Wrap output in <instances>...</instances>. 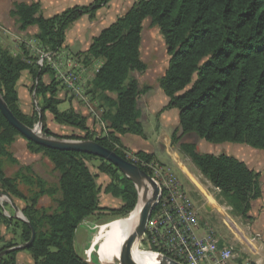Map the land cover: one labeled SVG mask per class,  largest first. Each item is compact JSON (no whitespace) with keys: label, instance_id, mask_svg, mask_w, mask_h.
<instances>
[{"label":"trees","instance_id":"1","mask_svg":"<svg viewBox=\"0 0 264 264\" xmlns=\"http://www.w3.org/2000/svg\"><path fill=\"white\" fill-rule=\"evenodd\" d=\"M110 1L94 0L51 17L42 14L40 2L15 3L11 15L21 32L36 27L32 37L36 47L32 50L22 45L19 53H13L0 42L3 100L25 125L33 127L41 120L43 134L56 136L48 128V113L57 124L84 133L64 138L95 140L154 178L148 167L156 163L154 154L140 150L133 152L134 159H130L121 139L126 134L146 137L138 100L149 87L141 89L132 73L148 68L141 45L145 21L150 19L163 36L170 57L159 84L169 97L166 108L179 111L180 126L172 135V143L220 191L233 213L249 221L252 201L262 196L260 174L235 156L199 152L195 143L184 141L183 137L191 134L214 144H245L264 151V0H137L125 14L94 36L86 51L71 55L86 67L102 62L91 80V92L104 97L109 111L103 113L105 126L95 137L86 116L73 109L59 110L63 103L59 93L65 85L52 64L61 53H71L65 44L74 23L84 16L95 17ZM25 72L32 80L30 93L38 100L39 110L31 114L20 106V79ZM46 77L49 79L45 80ZM18 137L26 140L30 154L50 160L59 172L57 187H47L28 165H21L13 176L7 175L6 162L21 164L11 150ZM94 159L100 161L98 170L110 178L103 189L97 183V174L87 164ZM21 184L27 186L28 192L20 189ZM0 189L11 199L24 202L23 214L36 231L34 241L23 248L32 237L31 227L6 216L0 203V233L7 228L12 235L5 241L0 237V254L20 246L2 255L0 264H16L18 253L23 250L31 254L34 264H92L75 249L77 228L103 211H109L116 219L126 217L138 201L134 183L113 164L93 155L50 149L29 141L8 123L1 111ZM102 191L120 199L122 205L101 207ZM57 193L60 197L54 199L57 207L53 212L39 206L41 197H54ZM157 209L155 206L151 217ZM147 238L151 241L149 233ZM149 247L170 256L154 244Z\"/></svg>","mask_w":264,"mask_h":264},{"label":"rangeland","instance_id":"2","mask_svg":"<svg viewBox=\"0 0 264 264\" xmlns=\"http://www.w3.org/2000/svg\"><path fill=\"white\" fill-rule=\"evenodd\" d=\"M33 1L36 0H0V40L2 45L8 48L13 53H19L20 46L22 45H27L28 47H31L32 50L34 48L32 45H30V43H32L33 41L32 34L21 32L18 28L16 19L12 17L10 13L15 3L33 2ZM64 1L67 3H64L63 6L67 5L69 7L75 4L88 5L92 3L94 0H64ZM136 1L137 0H112V2L110 1L109 2L110 4L108 3V5L102 7L97 11L95 17L93 18L88 17L87 19L81 20L76 24H74L69 29L68 32L69 41L70 42L80 41L83 43L84 45L83 47L85 48L88 42H92L91 38L93 36L98 35L102 29L108 27L111 23L116 21L118 17L125 14L134 5ZM43 2L45 6L49 8L48 5L49 0H43ZM81 30L83 32L82 38L76 35L77 32H81ZM33 43L36 44V42ZM69 51L71 52L70 54L61 53V55L58 56V59L55 61L56 64L55 66L58 68L59 73H68L69 71H71L72 73L79 76L78 85L81 87L82 93L87 98L89 104L86 103L79 96L77 97L71 91H69L67 86L63 82V85H65V87L61 89L59 93V97L63 100V103L60 104L58 108L61 111L77 109V111H79L82 115L88 118L89 128L91 129L94 136L97 137L102 133V129L104 128L105 124L104 122L102 123L100 122L99 119L100 116L97 115L95 116L90 112L89 106H92L93 109L98 110L100 112V114L99 113L98 114L101 116L103 115V113L109 111V107L107 103L104 101L103 96L91 92L92 89L91 79L94 73L93 68L95 63L87 67L84 66L83 64L82 66H74L73 62L75 59L71 55L79 51L77 50H74V52H72L71 50ZM141 53L142 56L148 61V64H150L151 67L155 64L154 56L157 57V63L163 65V67H165V65L167 64L170 58L167 53V47L163 36L159 33L157 27L152 26L150 19H147L144 24ZM68 58L73 62H68ZM134 75H137V73L132 74L133 77ZM48 79H49L48 77L45 78V80ZM31 84H32V80L29 74L25 72L20 79L19 96H20V106L22 110L27 114H31L34 111L39 110V108L37 107L38 100L35 98L34 94L30 93L29 90ZM64 93L65 95H63ZM81 108L83 109L85 108L86 109V110L84 109L85 112H82ZM48 115L50 117V120L47 119L48 128L52 132H54L58 138H64L65 136H72V135H84V133L78 129H74L67 125L57 124L54 120H52L53 117L50 114ZM38 122L39 121H37L36 125L38 124ZM38 128L39 129L41 128V131L43 130L42 126H39ZM191 138L195 141L198 140L196 136H192ZM196 146L199 152H206L212 154L225 153L240 158L247 157L250 154L251 150L255 149L245 144H234V143L214 144L200 138ZM11 150L19 159L21 164L13 165L6 162L4 168L8 176H13L21 165H28L31 166L34 173L37 174L45 182L47 187L58 186L59 172L54 169L52 163L47 157L42 155L30 154L27 150L26 140L24 138L18 137L16 142H14V144L11 146ZM256 150L259 151V149ZM132 153L133 152L130 150L127 152L128 158L134 159ZM87 164L90 167L91 171L97 174L98 182L102 183L103 182L102 178L104 177V174L98 170L100 161L95 159L88 160ZM178 177L180 179V176ZM99 185L103 189L104 187L103 183ZM184 187L185 189L187 188L186 186ZM20 189L26 192L27 186L21 184ZM207 190L210 193L217 196V199L222 205V207L220 208L221 213L219 211H215L211 213L207 212L204 209L205 200H202L199 197L195 198L192 195H190L191 199L195 203V206L198 210V217L200 219V223L202 224V227L198 233L204 234V232L207 231L208 229L207 226H208L209 228H212L216 232L217 236H219L223 240V242L229 243L231 241V238L235 236L238 230L240 232L247 231L248 223L241 217L235 215L233 211L226 210L230 218L232 220L234 219V221H236L237 223L236 226H232L231 223H229V226L226 225L224 221V217L221 216L222 213H225V210H223V208L226 204L221 199L219 193L215 191L212 187H208ZM0 192L3 193L1 189ZM100 194H101L100 195L101 207L110 209V208L120 207L122 205L120 199L107 195L103 191ZM59 197H60V193H57L54 197L45 195L41 197L39 201V206L46 209L48 212H53L57 207V203L54 199H57ZM0 203L4 206V214L8 217L13 216L15 213L13 209V205H17L20 210H22V206L24 205V202L15 199L13 200L8 195L6 196V199L1 200ZM118 219H122V218H118ZM113 220H116V216L111 214L109 211H103L102 213L98 214V216H93L85 220L77 228L75 234V249L83 259H85L88 262H91L92 264H101L99 262V256L97 251L94 250L90 252L92 246V240L95 234L98 232V226L105 223H109ZM147 237H148V233H146L145 231V233L139 238L138 242L136 243V247L140 250L143 249V251L150 252L151 250L149 249L150 248L149 246L152 245V241H150V239H148ZM16 241H18V239ZM153 253L156 254V252ZM95 257H97L98 260H96ZM17 260H18L17 264H34V260L31 254L27 250H23L19 252L17 256Z\"/></svg>","mask_w":264,"mask_h":264},{"label":"crops","instance_id":"3","mask_svg":"<svg viewBox=\"0 0 264 264\" xmlns=\"http://www.w3.org/2000/svg\"><path fill=\"white\" fill-rule=\"evenodd\" d=\"M33 2L41 3V6H42L41 11L45 17H51L57 13L64 11L65 9L69 7L81 5V4H75L73 6L68 7L67 5L63 6L64 3H67L64 0H49V3H48L49 8H48L45 6L43 0H40V1L36 0ZM26 3H31V2H26ZM87 18L88 17L84 16L81 19H79L77 22L87 19ZM77 22H75L74 24H76ZM36 30H37L36 27H32V28H29L27 31H24L23 33L32 34V37H33V34L36 32ZM68 32H67L66 44H65L68 50H71L72 52H74V50L86 51L89 48L91 42H88L85 48L83 47L84 46L83 43L80 41L70 42L68 38L69 36ZM76 35L82 38V35H83L82 30L81 32H77ZM93 37L91 38V40L93 39ZM33 42L35 41L33 40L32 43H30V45H32L34 47L33 50H35L36 44ZM142 58L148 65L147 70L144 72H133L132 74L137 73V75H134V78L137 79L139 83V87L141 89L144 87H149V89L146 92L141 94L138 100V108L140 111V121L143 124L146 137L143 138L137 135L126 134L122 136L121 138L124 146L127 147L132 152H137V151L142 150L147 153L154 154L155 161L158 165L170 167L177 175L179 174L178 176H180V180L183 186L187 187L186 189L189 195H192L195 198L199 197L200 199L205 200L204 209L207 212L211 213V212L219 211L221 213L220 208L222 207V205L217 199V196L210 193L207 189L208 187H212L215 191L219 193L221 199L223 200L220 194V191L217 190L200 173L198 168L192 163V161L186 155H184L181 152L179 147L172 143V135L174 131L179 129V126H180L179 111L175 108H166L169 103V97L164 93V91L162 90L159 84V79L164 75L166 69L168 68L169 61L167 62L165 67H163V65H160L157 63V57L154 56L155 64L151 67L150 64H148V61L143 56ZM68 62H73V61L68 58ZM73 63H74L73 64L74 66H82V64H80L77 60H74ZM93 71H94V68H93ZM93 76H94V73H93ZM93 76H92V79H93ZM63 95H65V93ZM81 109H82V112H85L84 111L85 108L84 109L81 108ZM75 111H77V109H75ZM95 111L97 113V116H100L99 119H100V122L102 123L103 120H102V116L99 115L100 112L98 110H95ZM46 115H47V119L50 120L48 113ZM180 134H181V131L178 132V135ZM192 136H195V135L187 134L183 137V140L197 144L199 138L196 136L198 140L195 141L191 138ZM238 146H241V145H238ZM235 157L245 162L250 169L260 174L259 181L261 185L262 196L259 199L252 201L251 210L249 213V215L251 216V219L247 221L248 223L247 225L252 230L261 232L264 236V151H260V150L258 151L256 149H252L250 154L245 158H240L237 156ZM102 180H103L102 183L104 187L110 182L109 177L106 175H104ZM97 183L102 184L101 182H98V180H97ZM100 205H101V198H100ZM227 206L228 205L226 204L223 208V210H225V213L221 214V216L224 217L225 223L227 222V219L230 217L226 211V210H229ZM17 233H18V230H17ZM0 237H4L2 241L10 239L12 237L10 229L2 228ZM17 263H18V260L16 261V264Z\"/></svg>","mask_w":264,"mask_h":264},{"label":"built area","instance_id":"4","mask_svg":"<svg viewBox=\"0 0 264 264\" xmlns=\"http://www.w3.org/2000/svg\"><path fill=\"white\" fill-rule=\"evenodd\" d=\"M39 61L41 63V59ZM101 64L97 62L94 65V74ZM52 65L58 71L56 64ZM58 75L69 91L89 104L78 85L79 76L71 71ZM89 110L97 115L92 106H89ZM148 167L161 187V197L146 231L150 234L152 244L160 251L181 264H264V236L261 232L247 225V231L238 230L229 243L223 242L208 226L204 234H199L202 224L198 210L178 175L167 166L151 163ZM227 208L232 211L230 206ZM229 223L237 225L230 217L226 225L229 226Z\"/></svg>","mask_w":264,"mask_h":264},{"label":"water","instance_id":"5","mask_svg":"<svg viewBox=\"0 0 264 264\" xmlns=\"http://www.w3.org/2000/svg\"><path fill=\"white\" fill-rule=\"evenodd\" d=\"M0 111L2 112L3 116L6 118L8 123L11 126H13L23 137H25L29 141H32L38 145L50 149L61 150V151H74V152L93 155L113 164L134 183L137 189L138 201L134 210L137 208L140 201V190H139L140 185L144 183H149L151 185L153 190V195L151 198L145 200V202L143 203L142 209L140 211L138 223L134 231L128 236V238L126 239L123 245L120 256V262H119V264H138L133 259V255H132L133 247L138 242L139 238L145 233L151 214L161 197V187L158 184V182L145 170H143L139 165L121 157L115 151H112L100 145L95 140H86V139L74 140V139L58 138L56 136H47L43 134L41 128L40 129L38 128L39 126H42L41 120H39L38 124L37 125L35 124L33 127H29L25 125L13 114V112L10 110L6 102L3 100L1 93H0ZM4 196L6 197L7 195L0 192V201L3 200ZM13 209L15 212L13 217L20 219L21 221L27 222V224L31 227L32 237L30 241L23 246V248H26L30 246V244L34 241L36 231L29 223L27 218L24 216L23 211L20 210L17 205H13ZM16 248H20V246L5 250L3 253L0 254V258L2 255L9 253L11 250ZM158 258H159L158 264H181L177 260L164 254H159Z\"/></svg>","mask_w":264,"mask_h":264},{"label":"bare ground","instance_id":"6","mask_svg":"<svg viewBox=\"0 0 264 264\" xmlns=\"http://www.w3.org/2000/svg\"><path fill=\"white\" fill-rule=\"evenodd\" d=\"M139 190V204L128 217L116 219L98 226V232L92 240L90 252L97 251L101 264H119L123 245L138 223L143 203L153 195V190L149 183L140 185ZM132 255L134 261L138 264L159 263L158 254L140 250L136 247V244L133 247Z\"/></svg>","mask_w":264,"mask_h":264},{"label":"flooded vegetation","instance_id":"7","mask_svg":"<svg viewBox=\"0 0 264 264\" xmlns=\"http://www.w3.org/2000/svg\"><path fill=\"white\" fill-rule=\"evenodd\" d=\"M11 217V216H10Z\"/></svg>","mask_w":264,"mask_h":264}]
</instances>
